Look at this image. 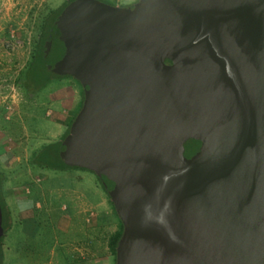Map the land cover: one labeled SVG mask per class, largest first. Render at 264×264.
<instances>
[{"label":"water","instance_id":"obj_1","mask_svg":"<svg viewBox=\"0 0 264 264\" xmlns=\"http://www.w3.org/2000/svg\"><path fill=\"white\" fill-rule=\"evenodd\" d=\"M43 58L83 89L59 157L108 194L116 264H264V0H77Z\"/></svg>","mask_w":264,"mask_h":264},{"label":"rangeland","instance_id":"obj_2","mask_svg":"<svg viewBox=\"0 0 264 264\" xmlns=\"http://www.w3.org/2000/svg\"><path fill=\"white\" fill-rule=\"evenodd\" d=\"M67 1L0 0V138H4L0 139L3 140L0 143V199L11 220L2 241L5 245L12 243L13 247L20 239L24 240L25 235L19 239L15 227L12 228V219L19 211L12 198L18 190L52 186L63 191L59 192L60 197L53 194L52 217L47 218L44 211H39L36 219L24 227L28 232H37L28 245L40 251L39 262L47 261L46 250L56 236L57 220L58 263L54 264H116L108 242L121 222L108 194L105 204L86 203L84 207L89 206L92 211L86 214L81 211L78 217L72 213L64 192L77 177H81L79 181L87 188L94 183L103 191L96 175L85 169L56 170L34 162L40 151L63 140L83 103V89L72 77L52 78L37 92H30L26 86L27 70L39 49L45 20ZM99 1L127 7L138 0ZM55 33L56 29L50 34ZM24 228L18 230L24 231Z\"/></svg>","mask_w":264,"mask_h":264},{"label":"crops","instance_id":"obj_3","mask_svg":"<svg viewBox=\"0 0 264 264\" xmlns=\"http://www.w3.org/2000/svg\"><path fill=\"white\" fill-rule=\"evenodd\" d=\"M72 123L73 121L71 122V125ZM70 127L68 129H70ZM0 139H4V138H0ZM2 142L3 140H0V143ZM4 146L6 148V143H4ZM78 178L81 177H77L76 180L72 179L73 183L70 189L64 192L67 194V199L69 202L70 209L72 210V213L78 214L79 217L81 211L85 212V214L89 211L90 212L92 211L89 206L84 207L86 203H88L89 205L91 204V202L98 204H105L107 200V194L102 188V185L99 183L100 181L98 182L99 184L98 186H100V188L103 191H101L94 183L87 188L82 184V182L79 181ZM60 191L62 190L61 189L59 190L58 188H53L52 186H48L46 188L39 186V188H36L34 190H31L30 188L26 187L22 190H18V194H15L13 196L12 199L14 202H17L19 211L16 217L12 219L14 221V222L12 221V228L13 226L15 227V230L19 234L18 236L19 239L22 234H24L25 236H24V240L20 239L19 242L16 243V246L13 247H12L13 245L12 243L10 244L8 242L6 246L2 241L1 264H28L30 263V261H34V264H43L42 261L39 262L38 260L39 252H40L38 248L36 247L34 248L31 246L29 247L28 245V241H30L32 237L36 236L37 232H35L34 230L28 232L24 227L29 221L36 219V215L39 211H44L46 213V217L51 218L52 209H50V207L53 205V194H56L57 196L60 197L61 196L59 195ZM80 204L83 205L81 209L79 207ZM64 209L67 210V207L65 206ZM88 215L90 216V214ZM23 228L25 229L24 231L18 230ZM5 235H7V232ZM25 241L27 242V244L25 243ZM57 245H58V239H57V220H56V236L54 237V240H52L51 242V247L46 250L48 251V255L47 257H45V259L47 260L45 264L48 263L54 264L56 262L58 263ZM32 248H34L35 251Z\"/></svg>","mask_w":264,"mask_h":264},{"label":"trees","instance_id":"obj_4","mask_svg":"<svg viewBox=\"0 0 264 264\" xmlns=\"http://www.w3.org/2000/svg\"><path fill=\"white\" fill-rule=\"evenodd\" d=\"M77 0H68L67 3L63 4L60 8H58L55 11H52L50 15L45 20V26L44 31L42 34V39L40 41V46L38 51L36 52L32 63L30 64L28 70H27V89L30 92H37L40 89L44 87L52 78H61V77H69V76H57L52 74L46 67L44 62V48L45 46L51 41L52 35L50 34L51 31L56 29L57 23L59 19L62 17L64 11L74 2ZM83 100V98H82ZM83 105V103H82ZM82 107V106H81ZM77 116V115H76ZM75 116V118H76ZM74 118V119H75ZM73 119V121H74ZM69 133V129L67 133L65 134L63 140L59 143L49 145L48 147L44 148L42 151H40L37 156L34 158V162L38 165L48 166L52 169L56 170H65L68 168H71L67 165H65L60 157H59V151L62 146V142L66 138V136ZM99 180V179H98ZM100 181V180H99ZM101 183V182H100ZM0 184H1V175H0ZM102 185V183H101ZM102 188L104 189L103 185ZM105 191V189H104ZM106 192V191H105ZM0 206L2 210V225L1 229L3 231V235L1 237L0 241V264H1V243L2 238L6 234V232L10 229L11 226V220H10V214L9 211L3 202V200L0 199ZM123 232V226L120 223L119 230L116 231L113 236L110 238L108 242V250L114 258L116 257L117 249L119 246V242L122 236Z\"/></svg>","mask_w":264,"mask_h":264},{"label":"flooded vegetation","instance_id":"obj_5","mask_svg":"<svg viewBox=\"0 0 264 264\" xmlns=\"http://www.w3.org/2000/svg\"><path fill=\"white\" fill-rule=\"evenodd\" d=\"M115 259H116V262H117V257H115Z\"/></svg>","mask_w":264,"mask_h":264}]
</instances>
